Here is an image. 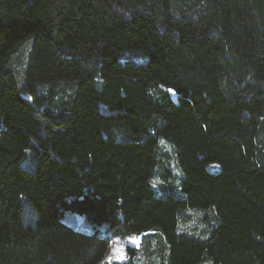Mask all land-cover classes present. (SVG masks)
I'll use <instances>...</instances> for the list:
<instances>
[{"label":"trees","instance_id":"1","mask_svg":"<svg viewBox=\"0 0 264 264\" xmlns=\"http://www.w3.org/2000/svg\"><path fill=\"white\" fill-rule=\"evenodd\" d=\"M153 233L264 264V0H0V264Z\"/></svg>","mask_w":264,"mask_h":264},{"label":"rangeland","instance_id":"2","mask_svg":"<svg viewBox=\"0 0 264 264\" xmlns=\"http://www.w3.org/2000/svg\"><path fill=\"white\" fill-rule=\"evenodd\" d=\"M162 144V141H161ZM163 146L168 148V146L164 143ZM165 150V149H164ZM174 168V167H171ZM168 192L173 194L174 196H179V186L174 180H170L165 184L164 190L158 191L160 196H165ZM210 215L209 212H202L201 218L199 219V223L202 226V229L210 230V220L205 219L206 216ZM80 221V218H78ZM194 236H199V234H194ZM141 242V238L139 236L128 237L125 239L113 238L110 241V245L107 249V253L103 259L104 263L111 262H123L127 259L125 248L133 247L137 248L135 252V256L133 259L134 264H139L142 261V264H166L167 263V252L163 250V241L160 238L159 234L153 233L147 235L144 241ZM141 244V246H140ZM123 253V260L118 259V257Z\"/></svg>","mask_w":264,"mask_h":264},{"label":"snow or ice","instance_id":"3","mask_svg":"<svg viewBox=\"0 0 264 264\" xmlns=\"http://www.w3.org/2000/svg\"><path fill=\"white\" fill-rule=\"evenodd\" d=\"M123 253H121V255L118 257V259H120V260H123Z\"/></svg>","mask_w":264,"mask_h":264},{"label":"water","instance_id":"4","mask_svg":"<svg viewBox=\"0 0 264 264\" xmlns=\"http://www.w3.org/2000/svg\"><path fill=\"white\" fill-rule=\"evenodd\" d=\"M213 169V168H212Z\"/></svg>","mask_w":264,"mask_h":264}]
</instances>
